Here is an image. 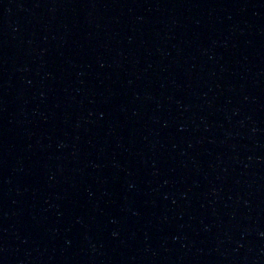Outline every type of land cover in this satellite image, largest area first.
Returning <instances> with one entry per match:
<instances>
[{
    "label": "water",
    "instance_id": "1",
    "mask_svg": "<svg viewBox=\"0 0 264 264\" xmlns=\"http://www.w3.org/2000/svg\"><path fill=\"white\" fill-rule=\"evenodd\" d=\"M0 264H264V0H0Z\"/></svg>",
    "mask_w": 264,
    "mask_h": 264
}]
</instances>
